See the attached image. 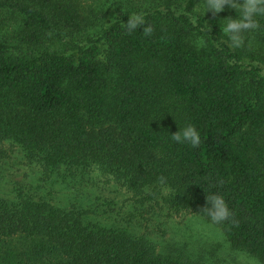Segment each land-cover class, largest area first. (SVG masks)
<instances>
[{"label": "trees", "instance_id": "16d2710c", "mask_svg": "<svg viewBox=\"0 0 264 264\" xmlns=\"http://www.w3.org/2000/svg\"><path fill=\"white\" fill-rule=\"evenodd\" d=\"M136 12L150 36L123 26ZM235 16H204L203 0H0V163L18 152L81 193L105 177L132 218L197 216L218 193L232 216L215 225L264 264V18L233 49ZM186 123L197 148L170 138ZM112 204L0 195V264H208L110 223Z\"/></svg>", "mask_w": 264, "mask_h": 264}, {"label": "rangeland", "instance_id": "374dc122", "mask_svg": "<svg viewBox=\"0 0 264 264\" xmlns=\"http://www.w3.org/2000/svg\"><path fill=\"white\" fill-rule=\"evenodd\" d=\"M83 1L90 3L92 0ZM41 176L37 165L28 164L16 152L0 163V195L12 197L16 187H22L46 196L61 207L70 208L75 204L88 207L91 204L112 202L114 212L104 217H113L108 220L110 223L121 222L137 233L149 234L161 252L184 253L192 258H201L208 264H240L239 257L244 253L232 250L221 229L202 217L187 214L153 216L144 210L136 215L138 218H132L128 216L134 210L132 195L115 183L108 182L105 177L96 176L93 183L86 187L85 193H81L62 183L53 185L45 182ZM254 261L255 264H260L256 259Z\"/></svg>", "mask_w": 264, "mask_h": 264}, {"label": "clouds", "instance_id": "9594fccd", "mask_svg": "<svg viewBox=\"0 0 264 264\" xmlns=\"http://www.w3.org/2000/svg\"><path fill=\"white\" fill-rule=\"evenodd\" d=\"M226 7L234 9L236 16L223 19L225 23L222 31L229 47L238 49L245 45L246 33L261 28L260 20L264 18V0H203L204 16L208 12L217 15L223 12ZM196 10L199 11V9ZM123 26L129 33L141 28L145 36H150L153 32V28L147 24L143 12L129 14V19ZM170 138L177 144H186L192 148H197L201 144L200 132L191 123L178 127V131L170 134ZM196 214L212 224L223 223L232 216L225 198L218 193L206 195L205 205ZM239 259L240 264H255L254 259L245 254H241Z\"/></svg>", "mask_w": 264, "mask_h": 264}]
</instances>
